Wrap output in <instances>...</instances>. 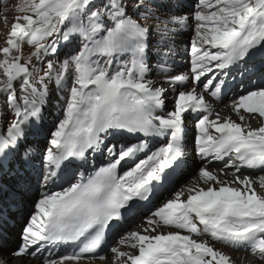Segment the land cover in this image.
<instances>
[{"label": "snow or ice", "instance_id": "snow-or-ice-1", "mask_svg": "<svg viewBox=\"0 0 264 264\" xmlns=\"http://www.w3.org/2000/svg\"><path fill=\"white\" fill-rule=\"evenodd\" d=\"M16 12L0 46V246L43 264H234L216 243L264 259V175L260 192L241 178L264 172V123L250 124L264 120V0ZM233 89L237 120L206 98ZM190 132L199 166L177 187Z\"/></svg>", "mask_w": 264, "mask_h": 264}, {"label": "bare ground", "instance_id": "bare-ground-1", "mask_svg": "<svg viewBox=\"0 0 264 264\" xmlns=\"http://www.w3.org/2000/svg\"><path fill=\"white\" fill-rule=\"evenodd\" d=\"M7 1L8 0H5V2H7ZM10 7H11L10 4L6 3L2 9L8 10V9H10ZM5 27L6 26L4 24H2V21H1L0 22V35H2V36H4L3 32L5 30ZM180 39L187 40V39H184V37L180 38ZM177 59L180 60L181 58L177 57ZM236 93H237L236 89L229 91V93L227 94V97L223 100V102H217L215 99H213L211 97H206V98L209 100V103H212L216 107V110L220 112L221 116H225V117L231 116L232 119L237 120V116L231 111V109L229 107L226 106L229 104L230 98L232 96L236 95ZM49 107H50V105H49ZM262 123H264V120H261V118H259L258 116H255L254 118L250 119V124L252 127H259ZM192 135H193V133L190 132L189 133V143H188V155H187L188 167L185 168V171L183 174H181V173L176 174V176L174 177V181H173L174 183L176 182V180L180 176L184 175L187 172H190L193 167L199 166L198 157H196L195 153L192 151V147H193L192 139H191ZM221 167H223L222 164L216 163V164H213L211 166L210 170L214 169V170L218 171ZM261 175H264V172H261L258 170H246L245 169V170H242V172H241V178H243L244 176H249L253 180V182H254L253 186L258 190V192L261 191V188L259 186V177ZM225 178H227V179L232 178L231 174H230V170H229V175L227 177H225L224 175H221V179H225ZM192 179H193V177L188 182H186L185 184L189 183ZM155 202L156 201H154V203ZM135 222H137V223L134 224V226L131 230H134L137 227V225L143 223V221L142 220L139 221V219L135 220ZM128 223L130 225L132 223V221H129ZM168 230H170V229H167V228L162 229V231H168ZM16 243H18V241L15 238H13V240L10 243H8L7 245L0 246V264H43L41 259H36V258H32V257H26V258L12 257L11 251H12V248L16 245ZM214 246L218 249H222L225 253L229 254L232 257L234 264H264L261 262L260 259L257 258V256L253 255L251 252H246L243 249H236L233 247H227V246L220 244V243H216ZM123 250H128V249H123ZM109 257H111V253H110ZM109 257H108V259H109ZM110 260L111 259H109V261ZM83 264H102V262L100 261V259H95V260L90 261V262L86 260L83 262Z\"/></svg>", "mask_w": 264, "mask_h": 264}, {"label": "rangeland", "instance_id": "rangeland-1", "mask_svg": "<svg viewBox=\"0 0 264 264\" xmlns=\"http://www.w3.org/2000/svg\"><path fill=\"white\" fill-rule=\"evenodd\" d=\"M21 2V0H8L7 2H4L3 3H0V22L2 21V24H4L6 27H5V30L3 32L4 36L0 35V46H2L6 40V36H7V33L8 31L10 30V26L12 24V20L14 19V17L16 15H18V13L16 12V7L17 5ZM10 4V9L8 10H3V6L5 4ZM5 17H7V21L5 22ZM184 39H187V40H190L191 38V33H188L187 35H184L180 38H183ZM26 51V52H25ZM30 51V46L28 45H25L24 47V52L25 54H27L28 52ZM181 59L180 60H186V57H180ZM46 67V65H45ZM42 74V73H41ZM2 99V97H0ZM55 97L53 96V99ZM52 117L49 116V120H51ZM196 173L193 172L192 170L190 172H187L185 173L184 175L180 176L176 181H178L179 183L177 184V187L179 186H182V184L184 185L186 182H188L192 177H194ZM254 187V186H253ZM257 190V189H256ZM258 191V190H257ZM165 197L164 196H161L159 198V202H161L162 200H164ZM154 204H156V206H158V202H155ZM140 221V220H139ZM138 222V221H137ZM137 222H132L129 226H128V230L132 229L134 224H136ZM110 256V252L108 253V257ZM109 259H111V257H109ZM262 263H264V259H260Z\"/></svg>", "mask_w": 264, "mask_h": 264}, {"label": "water", "instance_id": "water-1", "mask_svg": "<svg viewBox=\"0 0 264 264\" xmlns=\"http://www.w3.org/2000/svg\"><path fill=\"white\" fill-rule=\"evenodd\" d=\"M13 249H14V248H13ZM13 249H12V250H13Z\"/></svg>", "mask_w": 264, "mask_h": 264}]
</instances>
